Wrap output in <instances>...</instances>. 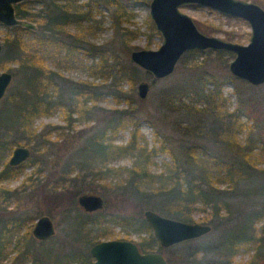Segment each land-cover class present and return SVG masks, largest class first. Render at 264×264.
Listing matches in <instances>:
<instances>
[{
	"label": "trees",
	"instance_id": "trees-1",
	"mask_svg": "<svg viewBox=\"0 0 264 264\" xmlns=\"http://www.w3.org/2000/svg\"><path fill=\"white\" fill-rule=\"evenodd\" d=\"M35 1L40 2L39 9L25 8ZM106 1L114 6L112 14L119 42L117 45L132 47L129 42L138 30L121 24L129 16L124 3L120 0ZM74 2H20L15 5L16 16L34 22L36 28L3 26L5 34L0 37V59L5 57L14 61L19 76L3 94L0 156L13 145L30 147V155L34 157L37 153L46 152L43 150L49 149L57 139L58 143L59 140L68 142L63 129H70L73 113L83 120L101 121L100 125L94 124L95 129L87 133L75 149L79 161L74 160L72 155L67 157L61 169L63 177L57 183L38 186L48 199L53 196L52 191L64 190L60 196H67L69 206L78 210V229L59 242H49L51 237L38 240L31 235V224L26 223L30 217L12 211L18 210L17 207L9 211L5 209L6 205L0 206V262L7 253V247L12 244L9 264H91L87 244L93 239L88 237V226L96 224L93 234L107 238V230L101 226L103 222L127 226L138 234L146 232V236H141L137 242L142 250H146L157 242L138 211L145 206L165 216L189 222L194 210H202L201 221L209 224L212 230L216 229L214 235L208 232L202 238L187 239L167 247L157 245V250L168 251L166 264H264V165L257 164L264 161V137L263 134L250 133L253 123L240 119L243 113L247 114L251 100L245 92L246 81L229 73L215 74L203 68L209 56H213L224 68L231 52L207 49L204 57L197 59L202 55L201 51L190 49L181 55L179 61L186 63V69L192 70L191 75L174 79L159 89L155 97L156 106L178 118L171 125L180 135L176 152L164 146V140H160L158 146L147 147L140 144L136 137L139 112L131 105L138 68L122 61L111 41L96 45L85 38V34L90 33L91 28H98L99 24L88 7L80 10L73 6ZM82 21L86 22L83 30L80 29ZM70 23L77 25L75 32H65ZM146 28L151 35L159 36L149 18ZM231 37L226 36L229 40ZM108 43H111L110 47ZM148 44L149 41L145 46ZM48 47L55 51L63 49L61 57L64 63L72 64L85 58L86 76L91 79L73 81L47 67L43 62L44 55L39 52L46 53L45 48ZM62 60L59 58L58 61ZM197 68L200 70L195 72ZM97 78L100 81H95ZM224 83L232 86L236 97L231 109L227 96L222 93ZM123 84L127 87L123 88ZM105 94L114 100L121 97L127 101V107L100 108L96 102ZM58 107L63 112L65 125L45 124L38 130L34 128L32 123L36 117ZM99 109L104 112L97 120L95 115ZM127 124L132 125L127 141L114 143L117 130ZM242 131L243 138L239 137ZM51 132L56 135L54 141L50 140ZM159 150L167 151L170 161L160 171L150 172L147 167L149 158ZM126 153L133 157L129 167L108 164L109 158ZM23 163L16 166L4 163L0 168V181L10 177ZM89 178H108L105 184L116 193L117 204L129 199L136 212L110 211L107 207L92 212L79 209L72 197L76 195L74 192L87 186ZM21 190L26 188L19 185L16 188L0 186V205L1 201ZM254 196L259 199L255 205L245 203L234 206L229 201L235 197L244 201ZM22 227L25 228L21 231ZM240 250L250 251L243 262L234 260Z\"/></svg>",
	"mask_w": 264,
	"mask_h": 264
},
{
	"label": "rangeland",
	"instance_id": "rangeland-1",
	"mask_svg": "<svg viewBox=\"0 0 264 264\" xmlns=\"http://www.w3.org/2000/svg\"><path fill=\"white\" fill-rule=\"evenodd\" d=\"M120 1L124 3L125 8L129 13L128 20H123L121 24L126 25L130 29L138 30L136 36L132 38V40L129 42V44L132 45V47L130 48L120 46L119 44L117 45V43L119 42L117 40L116 27L114 25L115 19L112 14V9L114 6L112 4L108 3L106 0H75L73 6L75 5V7L79 8L80 10H85L88 7L90 9V13L93 19H95L99 24L98 28H91L90 33L85 34V38L89 42H92L96 45H105L107 42L111 41L115 51L119 54L120 59L122 61L131 63L128 58L129 51L131 49H154L158 46L160 42V36L151 35L148 29L146 28V20L147 18H149V0ZM249 1L257 3L264 9V0ZM39 6L40 2L35 1L32 4H27L25 8L36 11L37 9H39ZM179 9L182 12L188 14L193 19L197 28L205 34L216 35L224 39H227L226 36L231 35L232 37L230 38V41L242 44L247 43L248 41V36L250 32L249 25L245 20L239 17L223 15L214 9L194 4H185L180 6ZM85 24L86 22L82 21V26H80L81 30L84 29L83 27ZM76 27L77 25L75 23H70L65 28V32H75ZM4 34V27L2 26L0 28V37ZM147 41H149V44L148 46H145ZM111 43H108L109 47L111 46ZM45 50L46 53H48L47 55L46 53H44V51H40L39 53L40 55H44L45 58L43 62L47 67L60 72L64 77L73 81L83 78L91 79V77L86 76L87 73L84 68V64L87 61L85 60V58H81L82 56L80 57V62L78 61L70 64L64 63L62 60L61 56L63 49L57 48V51H55V49L48 47L45 48ZM206 52V50L201 51L202 55L198 56L197 59L204 57ZM0 53H2V46ZM232 55L233 54L231 53V57ZM56 56L58 57L56 58ZM59 58L60 60H62L61 62L58 61ZM95 59L96 57H94V61ZM57 62H59V64H56ZM136 67L138 68V74L137 79L134 83V93L133 96H131V105L134 106L139 112L138 120L136 121V137L139 139L140 144H146L147 147H149L150 145L158 146L160 140H164V146L176 152L180 135L172 128L171 125L172 121L178 118L176 115L164 113L162 109L156 106L155 97L159 89L166 87L168 83L172 82L176 78H182L191 75L192 70L186 69V63H182L178 60L174 70L170 74L159 79H153V81H151L152 77L148 73H146L140 67ZM203 68L208 69L209 71H212L215 74L228 73L227 65L224 68H221L218 65L216 59L213 58V56H209L208 62L206 63V65L203 66ZM2 70H7L11 72V80L5 90V92H7L8 88L17 81L19 76V70L17 68V64L14 61L5 59V57H2V59H0V71ZM199 70L200 68H197L195 69V72ZM139 80H146L150 82L149 89L144 98H140L136 95L135 84ZM95 81L100 80H98L97 78L95 79ZM246 83L247 90H245V92L251 96V100L249 103V107L247 108V114L243 113L240 116V119L242 121H247V123H253V127L251 128L250 133H258L259 135L263 134L264 137V83L259 85H251L248 82ZM125 87H127V84H123V88ZM221 89L222 93L227 96L229 108L231 109L236 102V97L233 92V88L230 84L224 83L222 84ZM2 99L3 96L0 98V107L3 104ZM96 105H98L100 108H103L104 110L111 109L113 107L123 108L127 107V101H124L121 97L118 98V100H114L109 94H105L100 100L96 102ZM104 110L99 109L96 112L95 117L97 118V120L99 115L104 112ZM62 115L63 112L61 108L58 107L56 109H53L50 113L46 115L36 117L33 120L32 125L36 130L42 128L45 124L65 125V121L63 120ZM71 117L73 118V121L71 123L70 129H63V133L68 139V142L67 140L66 142L64 140H59L60 143H58L57 139V144L52 143V146L49 149L43 150L46 152L37 153L34 157H32L29 153V156L24 161H22L24 163L19 165L10 177L2 179L0 181V186L2 187L16 188L19 185L20 188L23 186L26 188V190L24 191H19L15 196H10V198H6L5 201H1L0 206L6 205L5 209L9 211L17 207L18 210L12 211H17L18 213H22L23 215L30 217L29 219H27L26 223L28 225L31 224V227L34 223L35 218L40 214H47L50 217L54 227V233L50 236L51 238L48 237L49 242L55 240L59 242L63 240V238L67 236V234H72L75 230L78 229V210L72 209V207L69 206V198L67 196H60L61 192H63L64 190L61 191L57 189L55 191H52L53 196L55 194V198L53 196H49L52 199L51 200L48 199V197L46 198L42 194V191L38 188V186L41 184L51 185L57 183L61 179V176L63 177L61 169L65 162V159H67V157L70 158L72 155L74 160L79 161V154L74 153L75 149L78 147L85 135L95 129V123L97 125L101 124V121H97L94 123L92 120H83L82 118H77L76 113H73ZM131 129L132 125L130 124H127V126H122L120 129L117 130L113 138V142L124 143L125 141H127L130 136ZM155 132H157L156 135ZM243 133L244 131L239 134V137L243 138ZM49 137L51 141H54V139H56V135L54 132H51ZM14 146L15 145L9 147L7 150L5 149L1 154L0 168L4 163H7L11 150ZM257 149L258 147L256 148V150ZM132 161L133 157L130 154L126 153L122 154L121 156L109 158L108 164L117 167H129ZM169 161V153L165 150H159L149 158L147 166L148 170L150 172H158L163 169L165 163H168ZM257 164L263 166L264 161H261ZM115 178H117V176L113 179ZM86 181L87 186H84L83 189L79 192H74L76 195L80 192H95L103 197V206L101 209L107 207L110 211L121 210L123 213L129 214H134V212H136V207L132 205V203H130L129 199H123L121 203L117 204V198L115 197L116 193L111 191V189H109L105 184L108 183V178H106L105 180L89 178ZM222 186L223 185H221V187ZM68 188L71 189V187L69 186ZM75 196L72 197L74 202ZM229 201L230 203H233L234 206H238L240 204L245 203L255 205L254 203L259 201V199L257 196H254L252 198L250 197L244 199L243 201V199L240 200L239 197H235L230 198ZM146 208L147 207L143 206L142 208L138 209L142 218V212ZM0 209L2 208L0 207ZM149 209L152 208L149 207ZM202 215H204V211L194 210L191 214L192 219L190 222L203 223L200 219ZM102 225L107 230V238L132 239L138 242L141 236H146L147 234L144 231L138 234L137 232H133L127 226L120 227L118 224H113L112 222H103L101 226ZM24 228L25 227H22L21 231ZM88 228L90 229L88 231V237L93 240L92 242L87 244V248L89 247V245H91V243L95 242L97 238L98 240L103 239L93 234L96 230V224H94L93 226H88ZM150 232L152 234L151 229ZM208 232L209 235H214L216 233V229L212 230L210 227V230ZM206 233H204L200 237L202 238L203 236H205ZM11 245L7 247V253L1 260L0 264H9L12 255V249L10 248ZM157 245H154L146 250L159 251L156 249ZM159 252H162L165 255V258L168 257V251ZM249 253V250H240L238 253L235 254L234 260L243 262L249 257ZM24 264H27V262H25Z\"/></svg>",
	"mask_w": 264,
	"mask_h": 264
},
{
	"label": "water",
	"instance_id": "water-1",
	"mask_svg": "<svg viewBox=\"0 0 264 264\" xmlns=\"http://www.w3.org/2000/svg\"><path fill=\"white\" fill-rule=\"evenodd\" d=\"M25 0H0V24L35 29V23L15 14V5ZM194 4L214 9L223 15L239 17L249 25L247 43H238L216 35L201 32L193 19L179 7ZM148 16L160 36L154 49L137 48L129 51V61L143 69L152 79L170 74L181 55L190 49L226 50L233 55L227 62V71L232 76L251 85L264 83V9L249 0H149ZM1 50V44H0ZM11 80V72L0 71V98ZM150 82L139 80L135 84L136 95L144 98ZM30 150L24 145L12 148L7 160L17 165L29 156ZM75 202L85 212L100 210L103 197L95 192H80ZM143 218L152 231L159 246L167 247L183 240L199 237L210 230L207 223L189 222L160 214L152 209L143 210ZM31 235L38 240L53 235L52 220L47 214H40L31 227ZM92 264H165L162 252L142 250L132 239L103 238L88 247Z\"/></svg>",
	"mask_w": 264,
	"mask_h": 264
},
{
	"label": "flooded vegetation",
	"instance_id": "flooded-vegetation-1",
	"mask_svg": "<svg viewBox=\"0 0 264 264\" xmlns=\"http://www.w3.org/2000/svg\"><path fill=\"white\" fill-rule=\"evenodd\" d=\"M25 1H28V0H25ZM36 26V25H35ZM16 146V145H15ZM9 165V164H8ZM10 166H16V165H10Z\"/></svg>",
	"mask_w": 264,
	"mask_h": 264
}]
</instances>
